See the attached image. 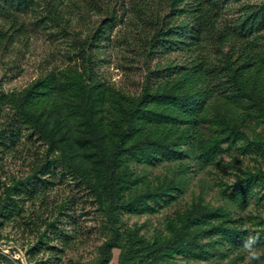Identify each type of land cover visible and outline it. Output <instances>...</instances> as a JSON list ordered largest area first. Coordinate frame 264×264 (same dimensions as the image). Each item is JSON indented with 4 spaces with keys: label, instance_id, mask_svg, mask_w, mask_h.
<instances>
[{
    "label": "trees",
    "instance_id": "obj_1",
    "mask_svg": "<svg viewBox=\"0 0 264 264\" xmlns=\"http://www.w3.org/2000/svg\"><path fill=\"white\" fill-rule=\"evenodd\" d=\"M42 1L59 15L65 1L74 0H0V10L34 9ZM141 2V10L133 5L134 17L144 24L141 52L157 63L149 68L155 79L148 80L140 94L98 79L90 66L92 54L85 49L80 55L89 64L86 84L75 65L52 71L23 91L2 92L0 104L15 112L13 137L25 127L31 136L38 134L54 156L69 154L65 168L77 180L85 183L89 169L95 175L94 165L103 166L104 189L87 183L98 191L113 236L96 264H107L117 245L124 247L120 264H180L175 255L195 260L229 256L242 249L250 230L245 217L235 216L228 206L203 201L189 205L175 212V220L167 218V234L150 238L140 227L125 224L120 214L173 205L185 193L193 167L215 165L225 144L230 151L264 157V1L244 4L234 19L225 17L220 0ZM96 33L91 38L98 39ZM174 54L182 59H172ZM221 93L239 107L238 115L223 116L212 109V102L224 96ZM58 160L55 157L52 163ZM233 161L231 168L240 174L224 188L228 199L241 208L252 199L263 200L264 168H242L236 158ZM141 164H168L172 171L152 181L137 167ZM46 165L50 164L39 166ZM35 178L36 174L28 178L34 180L31 186L19 181L7 187L10 194L0 205V217L15 220L21 212L11 194L33 200L46 193ZM259 221L264 227V217ZM55 226L51 224L53 239L64 240ZM48 233L45 230L44 236L52 237ZM258 234L264 241V228ZM49 239L43 243L50 244Z\"/></svg>",
    "mask_w": 264,
    "mask_h": 264
},
{
    "label": "rangeland",
    "instance_id": "obj_2",
    "mask_svg": "<svg viewBox=\"0 0 264 264\" xmlns=\"http://www.w3.org/2000/svg\"><path fill=\"white\" fill-rule=\"evenodd\" d=\"M141 1H65L60 9L61 15L53 13L46 1L34 9L0 10V94L23 91L48 73L75 65L79 67L81 83L86 84V66L89 68V64L80 55L85 49L92 54L93 64L90 66L98 79L124 92L140 94L146 82L155 79L149 68L157 63L156 58L144 56L141 52V48H145L142 39L144 24L133 15L136 9L133 5L141 10ZM263 1L220 0V3H224L225 17L234 19L244 4ZM143 17L147 19V13ZM19 27L22 33H19ZM95 33L98 39L91 38ZM175 58L176 61L182 59L178 54L173 55L172 59ZM68 95V98L73 96ZM221 95L224 96L212 102V109L216 108L223 116L238 115L241 112L239 107L230 102L225 93ZM14 113L9 106L0 104V205L10 194L7 187L19 181L31 186L34 180L28 181V178L35 174V180L46 193L36 194L33 200L27 195L17 199L11 194L18 200L21 212L14 217L15 220L0 217V264H96L102 258L105 243L113 236L105 206L98 200V191L87 183L90 181L97 184L98 189H104L103 166L94 165L96 173L92 175V169L85 164L86 170L89 169L88 180L85 183L77 180L65 168L69 154L58 152L54 156L49 145L38 134L31 136V131L25 127L14 137L11 135ZM248 132L252 134V131ZM224 148L225 152L215 165L204 169L193 167L185 193L173 205H164L154 212L121 213L123 222L129 227H140L148 238L156 233L167 234L168 217L175 220L177 210L203 201L213 207L228 206L235 216L245 217L252 234L259 235L264 228L259 224L260 218L264 217V199H252L241 208L228 199L224 188L235 182L240 174L238 169L230 166L234 165V158L242 168H264V157L257 158L240 149L230 151L227 144ZM55 157L59 160L54 164ZM42 162L50 165L41 167ZM137 167L152 181L172 171V165L168 164H141ZM105 199L108 204V195ZM51 224L56 225L55 231L64 234V240L53 239ZM45 230H49L52 237H45ZM47 238L51 239L50 244L43 243ZM261 240L259 245L264 247ZM123 251L124 247L114 246L107 264H120ZM228 253L229 256L219 255L213 260L175 257L180 264H248L243 249Z\"/></svg>",
    "mask_w": 264,
    "mask_h": 264
},
{
    "label": "clouds",
    "instance_id": "obj_3",
    "mask_svg": "<svg viewBox=\"0 0 264 264\" xmlns=\"http://www.w3.org/2000/svg\"><path fill=\"white\" fill-rule=\"evenodd\" d=\"M242 230L248 231L246 228ZM241 247L248 259V264H255V262L264 264V247L259 245V237L257 235L249 232L243 239Z\"/></svg>",
    "mask_w": 264,
    "mask_h": 264
}]
</instances>
